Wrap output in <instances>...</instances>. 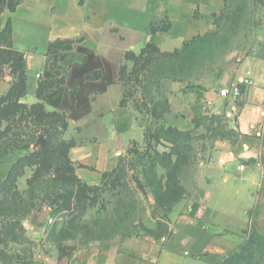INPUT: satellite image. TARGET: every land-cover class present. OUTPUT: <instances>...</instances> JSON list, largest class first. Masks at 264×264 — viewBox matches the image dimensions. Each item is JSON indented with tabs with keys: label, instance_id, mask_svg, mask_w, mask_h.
<instances>
[{
	"label": "rangeland",
	"instance_id": "obj_1",
	"mask_svg": "<svg viewBox=\"0 0 264 264\" xmlns=\"http://www.w3.org/2000/svg\"><path fill=\"white\" fill-rule=\"evenodd\" d=\"M6 3L0 0L4 23L9 16ZM263 31L264 0H225L213 30L170 56L151 48L144 54H113L120 66L114 83L124 89L123 107L135 117L141 134L130 140L117 167L94 186L75 181V165L62 155L60 145L75 146L89 134L83 132L85 125L101 129L99 118L90 117L81 125L68 112L46 104L31 108L39 101L29 104L23 99L25 70L23 74L18 54L4 47L0 35V83L9 88L25 78V92L17 103H0V264H44L45 257L58 255L60 248L70 258L93 245L107 250L128 237L166 236L175 217L187 210L189 187L204 160L217 150L216 142L237 139L224 115L203 113L202 101L196 105L194 129L168 132V127L178 130L172 125L170 98L196 84L201 98L204 84L233 70L241 51L248 52ZM55 49L46 67L56 82L82 56L70 43H59ZM36 77L37 85L45 83L44 71ZM40 133L51 142V154L40 166L17 164L6 179L12 164L33 150ZM168 134L171 141L163 139ZM244 255L248 264H264L254 244Z\"/></svg>",
	"mask_w": 264,
	"mask_h": 264
},
{
	"label": "crops",
	"instance_id": "obj_2",
	"mask_svg": "<svg viewBox=\"0 0 264 264\" xmlns=\"http://www.w3.org/2000/svg\"><path fill=\"white\" fill-rule=\"evenodd\" d=\"M224 6L225 0H19L9 16L11 49L22 55L26 73L23 99L36 101V74L44 71L48 45L56 39H75L113 62V54L139 52L147 43L170 53L212 31ZM3 24L1 18L0 28ZM247 77L249 85L243 83ZM6 86L0 83V95ZM233 86L239 87L236 95ZM203 87L201 98L197 84L172 95V125L194 129L196 105L202 101L203 113L224 115L237 139L216 142L217 150L189 187L187 210L175 217L168 234L128 237L107 250L93 245L70 258L53 254L44 264H218L251 227L263 237L264 253V31L248 52L241 51L233 70ZM224 88L227 96L219 94ZM121 97L118 83L108 85L90 95L89 112L76 120L83 125L99 118L102 125L98 130L85 125L83 132L89 134L68 151L76 176L87 184H98L102 172L112 171L130 140L141 134L135 117L120 105Z\"/></svg>",
	"mask_w": 264,
	"mask_h": 264
},
{
	"label": "trees",
	"instance_id": "obj_3",
	"mask_svg": "<svg viewBox=\"0 0 264 264\" xmlns=\"http://www.w3.org/2000/svg\"><path fill=\"white\" fill-rule=\"evenodd\" d=\"M11 2L12 0H7V3L5 5V8L9 11V15L15 10L17 4L19 3V0H13L12 4ZM152 30H154V28ZM0 35H3L2 41L5 45L4 47L10 50L12 53L18 54V61L24 74L25 69L22 55L11 49L10 16H7L3 28L1 29ZM76 42L77 40L75 39H56L49 43L46 54V63L48 56L56 51L55 48L59 43H70L74 51L79 53L82 57L80 61L73 62L72 64H70L68 66L65 76L61 77L56 82L52 81V74L49 70H47V67H45V83H38L35 91V95L39 101V104L36 102L35 104L31 105V108L35 107L36 105L37 107L42 108V105L46 104L47 106L55 110L68 112L69 118L77 120L89 112L91 101L90 95L103 93L107 89L108 85L115 82V80L117 79L116 70L117 68H120V66L118 67L115 62L109 60L106 57L97 55L89 49L76 45ZM187 43L188 42L184 43L183 48L186 46ZM147 48H151L160 56H170L174 52L179 51L175 50L174 52L170 53H162L153 44L147 43L140 50V52L144 54V51ZM127 52L129 53L131 51ZM127 52H125V54ZM24 92L25 78L24 80L21 78L20 80L13 82L12 85L8 88V90L0 96V103L2 104L6 102L7 106L15 105L17 103V99L21 97ZM123 95L124 89L122 90V96ZM123 99L124 97L120 100L121 106L124 105ZM167 130L168 132H187L179 129L177 130L171 127H168ZM164 137L165 138L163 139H166L168 141H171L173 139L172 136H170L169 134L164 135ZM60 147L62 148V155L69 162H71L68 157V151L71 146L65 148L64 143H62ZM50 154L51 142L47 139L44 134H38L34 142L33 150L27 155L19 158L15 163L12 164L11 168L7 173L6 179L10 178L13 172V168L17 164L38 163L40 166V164L44 163ZM109 172H102L101 179ZM75 177L76 182L83 183L85 185H90L80 180L76 176V174ZM250 244H254L256 245V247H259L261 258L264 260L263 237L258 234L254 227H251L246 231V237L241 242V244H239L235 250H233L227 257L222 259L218 264H228L230 261L232 262V264H248L250 260L244 254L247 252V246ZM66 254L67 253L64 252V249L60 248L57 258H63Z\"/></svg>",
	"mask_w": 264,
	"mask_h": 264
},
{
	"label": "built area",
	"instance_id": "obj_4",
	"mask_svg": "<svg viewBox=\"0 0 264 264\" xmlns=\"http://www.w3.org/2000/svg\"><path fill=\"white\" fill-rule=\"evenodd\" d=\"M37 76H39V74H37ZM243 83L245 85L251 84L250 78H248V77L245 78L244 81H243ZM238 92H239V87L238 86H233V88H232V94L233 95H236V94H238ZM219 94L222 95V96H227L229 94V90L226 89V88L221 89V90H219ZM243 168H244V165L240 164L239 165V169H243Z\"/></svg>",
	"mask_w": 264,
	"mask_h": 264
}]
</instances>
